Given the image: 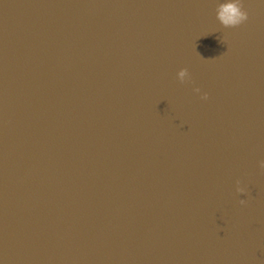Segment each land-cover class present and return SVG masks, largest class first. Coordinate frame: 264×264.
<instances>
[{
	"label": "water",
	"instance_id": "water-1",
	"mask_svg": "<svg viewBox=\"0 0 264 264\" xmlns=\"http://www.w3.org/2000/svg\"><path fill=\"white\" fill-rule=\"evenodd\" d=\"M224 2L0 0V264H264V0Z\"/></svg>",
	"mask_w": 264,
	"mask_h": 264
},
{
	"label": "clouds",
	"instance_id": "clouds-1",
	"mask_svg": "<svg viewBox=\"0 0 264 264\" xmlns=\"http://www.w3.org/2000/svg\"><path fill=\"white\" fill-rule=\"evenodd\" d=\"M218 18L223 24L235 27L247 20L248 13L241 6L240 0H225V2L219 6ZM184 75L185 73L182 70L179 76L183 78ZM197 91H199V89H197ZM201 97L206 99L207 93H202Z\"/></svg>",
	"mask_w": 264,
	"mask_h": 264
}]
</instances>
